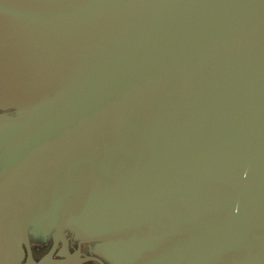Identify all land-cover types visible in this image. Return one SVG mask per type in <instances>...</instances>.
Wrapping results in <instances>:
<instances>
[{"label":"water","instance_id":"1","mask_svg":"<svg viewBox=\"0 0 264 264\" xmlns=\"http://www.w3.org/2000/svg\"><path fill=\"white\" fill-rule=\"evenodd\" d=\"M64 232L264 264V0H0V264Z\"/></svg>","mask_w":264,"mask_h":264},{"label":"flooded vegetation","instance_id":"2","mask_svg":"<svg viewBox=\"0 0 264 264\" xmlns=\"http://www.w3.org/2000/svg\"><path fill=\"white\" fill-rule=\"evenodd\" d=\"M22 246V257L18 264H38L45 256L54 263L64 264H113L96 252L95 242H82L69 232L59 239L50 235L46 239L29 238Z\"/></svg>","mask_w":264,"mask_h":264}]
</instances>
